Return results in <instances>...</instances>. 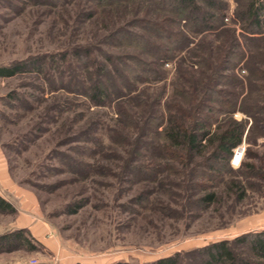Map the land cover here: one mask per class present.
Here are the masks:
<instances>
[{
	"label": "rangeland",
	"instance_id": "374dc122",
	"mask_svg": "<svg viewBox=\"0 0 264 264\" xmlns=\"http://www.w3.org/2000/svg\"><path fill=\"white\" fill-rule=\"evenodd\" d=\"M223 1L224 28L234 31L233 51L244 56L224 75L246 81L248 56L253 54L264 70V43L249 44L235 18L236 8L247 0ZM168 18L172 16L150 0L103 7L90 0H0V66L33 57L44 60L42 74L0 78V198L12 208L0 210V238L16 239L0 242V264H146L264 229V110H258L255 124L240 111L233 114L245 126L240 162L232 164L231 157L223 182L202 181L203 186L195 188L188 186L193 181L185 173L191 166H185L184 158L132 153L138 130L117 113L120 105L140 125L143 112L137 101L150 103L162 93L156 110L167 120L174 83L182 82L180 72L197 77L201 69L191 65L196 58L189 56L201 35L190 36L192 44L171 64L156 68L165 73L163 81H134V89L123 93L135 98L118 106L117 101L94 106L83 89L77 92L69 86L71 76L88 86L101 63L111 69L105 54L151 60L134 47L108 43L106 36L124 28L158 44L134 22L145 19L175 29ZM226 34L205 38L204 47L196 51L204 58L209 50L218 53ZM77 51L86 52L88 59L78 61ZM233 87L230 83L221 89L235 92ZM239 93L241 100L246 93ZM251 104L264 108L260 100ZM217 131L212 125L211 134ZM212 149L206 146L195 160ZM133 166L157 168L156 179L133 175ZM209 193L215 194L214 202L197 206L195 201Z\"/></svg>",
	"mask_w": 264,
	"mask_h": 264
},
{
	"label": "trees",
	"instance_id": "16d2710c",
	"mask_svg": "<svg viewBox=\"0 0 264 264\" xmlns=\"http://www.w3.org/2000/svg\"><path fill=\"white\" fill-rule=\"evenodd\" d=\"M61 1L64 0H52L54 4ZM126 1L128 0H90L95 7ZM150 1L154 3L156 9L172 16L166 21L169 25L175 26V29L166 30L159 24L138 19L134 24H138L141 31L153 35L158 44L124 28L108 34L106 41L115 45L134 47L148 55L151 60H143L135 55H125L121 58L105 54L111 69L108 65L101 63L96 66V78L89 81L88 86H85L84 81L78 80L77 76L69 78V86L77 92L83 89V93L94 106H105L107 102L113 101H117L115 105L120 102L124 103L125 99L135 98L124 94V90L134 89V81L157 82L165 79V73L160 70L161 68H156L171 64L180 51L192 44L190 36L201 35V43L198 44V42L195 45L199 49L204 47L202 40L205 38L218 37L223 32L227 33L225 45L218 47V53L213 49L209 50L208 57L204 58L196 51V47L195 51L189 53L191 58H196L190 62L191 65L201 69H198L197 77L184 75L179 70L182 82L174 83V101L168 106V110L172 113L167 120L156 110L160 106L162 93L150 100V103L145 99L137 101L141 104L143 112L140 125L134 123V120L120 105L117 109V113L138 130L132 153L140 152L141 157L148 155L153 158L157 155L173 161L184 158L185 166L188 169L191 166L185 173V175H190V178H187L188 181H193L188 185L190 188L203 186L202 181L223 182L225 169L230 172L228 165L232 152L241 143L245 132L244 124L234 120L233 114L240 111L253 118L254 124L257 122L255 116L258 110H264V108H257V105H252L251 102L255 100L264 102V70L255 64L252 54L248 56L249 60L245 65L249 73L246 81L224 75L225 70L235 66L244 56L233 51L237 47L234 31L224 28L227 5L223 0H199L206 6L205 8L200 6L198 0ZM234 15L249 44L264 43V0H247L243 7L236 8ZM262 45L264 47V44H260ZM201 50L198 51L202 52ZM77 53L78 51L75 57L77 56L78 61L82 58L88 59L86 52ZM43 70L44 60L40 57H33L13 62L7 66H0V78H11L21 73L42 74ZM230 83H233L234 89L245 91L246 94L241 100H239V91L236 93V90L234 92V90L221 89L222 85ZM51 84L56 86L54 80H51ZM185 85L189 87L188 90ZM176 98L179 101L175 102ZM181 103L187 104V109L181 108ZM187 119L188 124L185 123ZM215 124L218 131L211 134L210 128ZM252 125L253 123L247 131V138ZM208 145H213L212 151L206 156H201V160H195ZM156 170L155 167L133 166L131 173L142 176L144 179L155 180ZM173 173L177 174L179 171L174 168ZM214 197V193H209L199 197L195 202L197 206L203 207L213 203ZM0 210L12 211V208L0 198ZM17 235L16 237L22 241V232H18ZM6 239L8 241V238L1 237L0 242ZM12 241L16 239L12 238L8 242ZM185 262L187 264H264V229L245 233L231 240L212 242L189 251H177L146 264H183ZM114 264L131 263L117 262Z\"/></svg>",
	"mask_w": 264,
	"mask_h": 264
},
{
	"label": "built area",
	"instance_id": "2783aa9c",
	"mask_svg": "<svg viewBox=\"0 0 264 264\" xmlns=\"http://www.w3.org/2000/svg\"><path fill=\"white\" fill-rule=\"evenodd\" d=\"M244 151V148H243V146H237L234 150H233V155H232V158H231V163L232 164H238L239 162H240V159H241V157H240V159L238 160L237 158H238V156L237 155H239V152L241 153V155L240 156H242V152ZM32 262H34V261H32Z\"/></svg>",
	"mask_w": 264,
	"mask_h": 264
},
{
	"label": "bare ground",
	"instance_id": "6f19581e",
	"mask_svg": "<svg viewBox=\"0 0 264 264\" xmlns=\"http://www.w3.org/2000/svg\"><path fill=\"white\" fill-rule=\"evenodd\" d=\"M240 155H241V153L239 152V155H237V156H238V158H237L238 160H239V159H240V157H241Z\"/></svg>",
	"mask_w": 264,
	"mask_h": 264
}]
</instances>
